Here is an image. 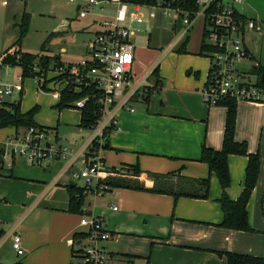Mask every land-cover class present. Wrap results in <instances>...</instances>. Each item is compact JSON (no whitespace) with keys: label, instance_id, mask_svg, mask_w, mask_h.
Wrapping results in <instances>:
<instances>
[{"label":"crops","instance_id":"crops-1","mask_svg":"<svg viewBox=\"0 0 264 264\" xmlns=\"http://www.w3.org/2000/svg\"><path fill=\"white\" fill-rule=\"evenodd\" d=\"M3 5L7 6L5 3ZM235 8L243 19L262 23L257 17H247L244 6L239 4ZM23 12L17 15L21 17ZM181 28L179 21L175 24L170 21V29L175 35L173 41L151 64L141 63L137 70L134 67L136 61L139 62L140 53L137 54L135 49L134 73L140 77L151 69H157L156 79L160 90L157 95L133 102L134 113L120 116L117 128L108 138L109 149L102 150L100 158L106 165L103 154L113 152L118 161L126 163L119 167L105 166L109 169L119 170L137 164L143 173L139 180L147 188L153 186V181L146 174H176L188 180H202L209 176L208 198L174 199L166 194L126 189L108 191L125 190L122 193L127 197V203L121 209L116 207L115 211L112 210L115 206L111 207L117 215L111 226L105 225L111 235L107 246L118 247L127 239L141 247L128 249L119 255L107 249L111 264H134L131 256L141 264H226V258L219 257L216 252L264 257V103L237 102L234 139L246 142L249 153L259 152L260 165L257 184L247 204L248 223L253 232L227 230L219 227L223 214L218 202L221 189L217 178L212 177L214 174L209 175L207 166L198 161L202 145L214 150L221 148L225 122L224 108L217 106L205 112L200 103L198 87L202 84V88L205 86L210 62L207 72L197 71L196 82L191 77L183 79L178 75L165 77L164 80L166 71L160 70L161 59L181 41L178 50L186 48L195 29L199 30L201 39V22H196L179 40ZM2 46V51L7 49V45ZM247 51L249 59L242 64L250 62L253 63L252 68L257 64L264 67L262 52L257 53L256 59ZM156 79L152 76L150 81L155 83ZM124 151L133 152L126 157L127 154L121 153ZM227 162L230 186L226 193L229 199L235 200L243 189L247 158L232 155ZM54 165V161H51L47 168L51 169ZM0 170V264H74L77 258L81 262L80 253L85 240L80 237L83 232L78 223L80 215L67 212L68 202L61 206L57 202L59 192H65L64 183H72L67 180V174L59 176L61 169H57L48 184L45 181L42 186L30 184L28 195L27 192L21 195L17 194L15 188L17 184L14 181L18 179L15 169H4L0 160ZM25 178L33 181L38 177L27 175ZM172 181H176V177ZM66 196L68 200L67 191ZM14 234L21 238L24 251L21 256L12 249ZM76 234L80 235L75 238Z\"/></svg>","mask_w":264,"mask_h":264},{"label":"built area","instance_id":"built-area-1","mask_svg":"<svg viewBox=\"0 0 264 264\" xmlns=\"http://www.w3.org/2000/svg\"><path fill=\"white\" fill-rule=\"evenodd\" d=\"M81 1L76 5L80 10L79 18L94 16L92 23L98 28L86 45L87 59L75 64L49 65L47 68L35 62L33 68L36 72L31 77L41 87L46 82V89L51 83L53 89L47 91L52 92L56 101L60 100L65 89L76 94L86 91L85 96L71 103L70 107L82 110L87 101L92 99L98 107L99 119L87 129L89 137L74 151L59 145L53 132L47 134L44 129L36 127L27 129L26 136L18 145L13 146L9 139L7 145L10 148L9 155L23 154L32 164L65 160L66 164L59 176L70 173L73 180L82 181L80 188L84 196L91 188L99 190L98 195L104 193L106 187L100 184V177L106 173L100 153L107 138L117 128L120 116L134 113L133 102L157 95L160 90L158 83L150 81L154 69L140 77L133 71L135 47L131 36L135 31L128 24L144 22L140 15L143 8L158 9L162 17L173 24L179 21L182 26L179 40L196 22L202 23V42L208 41L204 44L213 48V52L205 55L210 62L209 76L201 91L205 103L217 106L226 98H233L237 102L264 100L263 92L245 77L240 66L249 59L244 36L262 29L260 23L243 19L237 13L235 6L241 4L242 0H158L153 6L132 0ZM69 2L76 4V0ZM108 7H111L107 10L108 16L94 13L97 8L102 12ZM48 73L52 78H49ZM22 79L20 74L16 76L14 84L0 86V105L5 96L21 93ZM47 79H52V82ZM3 150L7 153V149ZM9 155H1L0 160ZM76 163L81 167L78 171L72 170ZM68 184L64 183L65 186ZM116 209L112 207V210ZM80 216L79 226L83 229L80 237L86 242L80 253L81 264H111L110 254L104 245L111 235L103 220L91 214L83 213ZM11 245L18 256L24 253L19 235H12Z\"/></svg>","mask_w":264,"mask_h":264},{"label":"rangeland","instance_id":"rangeland-1","mask_svg":"<svg viewBox=\"0 0 264 264\" xmlns=\"http://www.w3.org/2000/svg\"><path fill=\"white\" fill-rule=\"evenodd\" d=\"M81 2V0H76V4H72L69 0H0V55L8 48L12 47H14V49H10L7 54L17 52V49L15 48L17 46L19 50L24 53L47 56L53 58L56 62L62 65L75 64L87 59L88 48L86 45L93 38L94 33L98 28L92 23L94 16L89 15L83 19L79 18L80 10L77 9L76 5ZM3 3L7 4V6H4ZM240 6H244V10L246 9L245 11L248 12L247 17H257L262 21L261 31L247 33L245 36V43L253 57L256 58L258 52H262V55L264 56V0H242ZM110 8L111 7L104 8L106 11L102 12L97 8L94 13L108 16L107 10ZM22 11L29 14L30 22L26 36L17 44L20 38V32L17 25L21 19L17 14ZM140 15L144 21L142 24H128L130 29L135 31L131 36V40L135 46L136 53H140V59L138 60L140 63L136 61L134 67L136 70L141 63L143 65L151 64V62L154 61V59H156L175 38V35L170 29V20L163 18L158 9L153 7L143 8ZM196 25H198V23ZM182 42L183 41H181V43ZM204 43L207 44L208 41L204 40ZM180 44L176 46L174 50L167 53V55L160 61V70L162 72L166 71V76H164L163 79L165 80V77L170 78L171 76L178 75V78L182 77L183 79L191 77L196 82L195 77L197 71L204 70L207 72L209 67L208 57L198 55L202 44V36L200 39L199 30L195 29L190 34V40L183 52H179L178 50ZM2 45H7V49L2 51ZM57 56L58 58L56 59ZM33 64L30 70H28V77L26 76L22 79L21 94L13 93L10 96H5L3 102L14 103L20 101V112L22 113L38 106V112L34 116V122L39 126L56 129L55 132L51 131V129H44V131H46L47 134L53 132L59 145L66 147L68 150L74 151L77 149L78 145L89 137L88 130H80L77 127L80 121V111L76 108L56 109L55 105L57 101L52 97V92L42 89L37 80L31 77L36 72V69L33 68ZM251 64L253 63L247 62L241 66L242 69L246 67L243 73L245 77L254 84L256 82V77L251 72ZM49 65L53 66L52 63ZM190 71H193L194 73H190ZM49 74L50 73H48V76ZM18 75H20L19 67L12 68L1 66L0 86L14 84L15 78ZM49 78H52L51 74ZM47 81L52 82V79H47ZM202 86L203 84L198 87V94L200 96V103L205 108V112H207L209 108H217V106L208 105L203 101L201 91L204 87L202 88ZM47 89H53L51 83L47 85ZM153 102L155 103V100ZM241 102L251 104L261 103L255 101H238V103ZM25 136L26 130L24 131L20 129L16 131L13 127L1 129L0 156H4L5 154L9 155L10 153V148H8L7 145L8 139L10 140L9 142L13 143V146H16L21 143ZM3 149H7V153H5V150ZM131 152L124 151L121 153L124 155L127 154L126 157H128ZM103 158L106 167H119L126 164L118 161V157H116L113 152H105ZM51 161H54L55 165L50 169L47 168V164ZM51 161L42 162L41 164H32L25 155L15 153L13 156L9 155V157L3 158L1 162L4 164V169H9L10 171L12 167L15 169L17 175L15 177H18V179L14 181L17 184L15 185V188L17 194L23 195L27 191H31L30 184L42 186L44 185L43 181L48 184L57 173L55 171H58L57 169H62L66 164L65 160ZM106 167V174L102 175L100 180H104L109 175L111 169ZM80 168V165L76 163L72 170L78 171ZM4 172L7 173V171ZM27 175L38 178L42 177L47 180L39 179L41 180L39 181L37 180L38 178H36V180L29 181L25 178ZM70 176V173L66 175V177L69 178L67 180L72 182L71 184L78 187L82 185V181L73 180ZM212 177L216 180L215 175H212ZM94 189H96V187ZM55 190L58 191V189ZM64 190L65 192H59L58 195L57 202L60 206L68 202L66 186H64ZM106 191L105 188L102 195H98L100 193L99 190L95 191L92 190V188L87 191L82 206V210L85 209L86 211L82 212L85 214L91 213L102 219L105 225H110L114 222L115 216L117 215L111 210V207L115 206L118 209H121L123 204L127 203V197L122 193L125 190H117L112 193ZM26 195H28V192ZM48 198L49 197L47 196L46 200H48ZM80 217L81 216H79V222ZM108 243L109 242H107V244ZM107 244L105 243L104 245L109 249V252L114 251L116 255L127 252L128 249L141 248L139 244L127 239H124L118 247L115 248H110ZM133 261L135 262L134 264H141L139 261H136V258H134ZM74 264H81V262L77 258Z\"/></svg>","mask_w":264,"mask_h":264},{"label":"trees","instance_id":"trees-1","mask_svg":"<svg viewBox=\"0 0 264 264\" xmlns=\"http://www.w3.org/2000/svg\"><path fill=\"white\" fill-rule=\"evenodd\" d=\"M138 4L153 6L158 0H132ZM30 22L29 14L25 12L22 14L19 24L17 25L20 38L17 42L21 41L27 34ZM43 47V46H42ZM14 49V47H12ZM11 48V49H12ZM17 52L12 54L6 50L0 57V67H19L22 78L28 77L27 73L32 64L37 61L39 66L47 68L49 64L54 66L62 65L56 62L53 58L32 55L24 53L16 46ZM183 47L179 52L184 51ZM213 52V48L206 46L203 42L200 46L199 55H206V53ZM57 59V58H56ZM56 62V63H54ZM252 74L256 77L254 86L264 94V67L257 64L252 68ZM153 77L157 78V69L153 71ZM158 83L157 79L156 82ZM46 82L42 86L45 88ZM21 94V93H20ZM86 91L76 94L69 90H64L61 93V98L57 101L55 108L61 110L63 108H71L70 104L85 96ZM264 103V100H262ZM225 109V122L222 136V145L219 150L211 149L205 145L201 147L199 162L207 166L209 175L214 174L217 178L219 187L221 189V197L218 202L221 207L223 218L219 227L239 231V232H253L248 223L247 204L250 200L251 194L257 184L259 176L260 157L259 152L253 154L248 152L246 142H237L234 139L235 126H236V112L237 101L233 98H226L217 105ZM80 111V121L78 127L87 130L93 126L99 119L98 107L94 100L89 99L85 107ZM38 112V106L22 113L20 112V101L9 103L3 102L0 106V130L7 127H13L16 131L27 130L31 127L40 129H49L39 126L34 122V116ZM50 130V129H49ZM54 131V129H51ZM108 141V138H107ZM109 146L106 142L103 150H108ZM242 156L247 158L245 168V177L243 182V189L235 200L229 199L226 190L230 186V177L228 170V157L229 156ZM103 162V160H102ZM121 171V172H118ZM111 168L109 175L100 184L106 187V192L114 189H126L139 192L166 194L173 196L174 199L179 197L193 198V199H207L210 185V177L208 176L202 180H188L176 176V174H169L167 176H158L155 174H146L153 181V186L147 188L142 181L139 180L142 171L138 165H128L122 167L120 170ZM176 177V181L172 178ZM74 185V184H70ZM67 185L68 193V209L67 212L82 215V206L85 199L83 189L78 186L70 187ZM80 234H76L75 238ZM219 257L226 258V264H264V257H255L250 255H243L231 252H216ZM131 258H135L131 256Z\"/></svg>","mask_w":264,"mask_h":264},{"label":"water","instance_id":"water-1","mask_svg":"<svg viewBox=\"0 0 264 264\" xmlns=\"http://www.w3.org/2000/svg\"><path fill=\"white\" fill-rule=\"evenodd\" d=\"M56 58H58V56L56 57ZM74 185H70V187H73Z\"/></svg>","mask_w":264,"mask_h":264}]
</instances>
